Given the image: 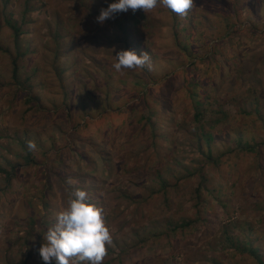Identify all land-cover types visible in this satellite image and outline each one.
Listing matches in <instances>:
<instances>
[{"label":"trees","instance_id":"obj_1","mask_svg":"<svg viewBox=\"0 0 264 264\" xmlns=\"http://www.w3.org/2000/svg\"><path fill=\"white\" fill-rule=\"evenodd\" d=\"M29 2L27 0L22 21L5 19L12 32L14 50L0 40V53L9 57L7 69L0 66V83L3 89L8 86L15 91L19 105L27 106L24 110L26 118L42 112L43 117L48 118L51 110L42 104L38 94L40 87L37 88L41 75L47 73L39 64L22 63L29 58L30 52L36 51L30 44L27 48L22 46L23 28L32 23ZM79 7H86L82 18L75 16V21L70 18L66 24L59 16L54 25L45 23L46 45L43 49L54 52L51 65L61 95V102L54 105L55 115L62 114L60 137L56 138L54 129H45L47 133L34 137L36 125L31 123L28 136L19 140L21 148L15 155L22 161L10 162L8 159L7 168L0 166L7 184L0 189L1 213L5 215L10 210L8 215L29 221L28 231H40L43 239L46 230L56 222L47 216L50 208L53 207L55 215L60 211L52 206L53 197L60 198L64 208L74 189L86 190L89 202L103 208L110 230L127 212L112 204L115 200L125 201L128 214H131L126 226L131 225L132 235L136 238L125 243L121 236H114L115 247L107 250L103 260V264H115L119 258V264H123V253L130 259L140 257L142 250L158 239L157 229L147 227L142 218L144 209L150 210L159 199L164 205L186 206L176 216L178 219H167L166 216L167 232L160 236L177 234L190 227L199 230L200 213L207 198L218 199L217 187L214 189L208 183L213 181L208 170L219 169L228 163L231 175L227 181L233 179L234 187L237 182L242 188L251 189V196L257 202L254 210L257 224L242 222L240 217L243 216L239 215L220 237L225 244L222 253L207 254L202 261L204 264H227L222 262L225 251L231 259L233 254L239 257L230 260L231 264H264V193L261 194L262 187L264 190V59L254 62V51L245 45L236 46L242 41H238L241 33L245 32L249 37L246 26L254 28L252 17L264 19V0H193L192 8L184 16L158 4L148 12L130 9L117 13L103 25L97 23L95 26H90L94 14L92 6L80 4ZM102 8L97 12L100 13ZM2 28L1 21L0 37ZM64 28H67V35ZM68 36L75 38L76 45L81 48V56L77 58L82 65L75 70V94L66 79L68 69L61 63L62 39ZM210 36L215 40L211 41ZM128 49L135 50L138 55L149 53L152 67L146 65L134 69L137 74L133 76L129 74L130 69L120 71L125 74L121 77L126 83L122 88L113 77L117 73L113 64L115 55ZM155 55L159 57L157 61ZM250 55L253 58L245 60ZM84 58L89 63L83 61ZM233 58L240 60L238 74L231 66ZM112 69L114 73H111ZM224 70L230 72V83L235 81L234 85L243 89L242 96L248 97L247 106L236 104V98L229 99L231 104L239 106L237 124L230 121L234 116L231 110L224 109L222 104L214 106L218 99L212 88L218 87L220 72ZM80 74L85 77L81 78ZM179 74L180 84L177 87L169 84ZM161 81L164 83L159 84ZM208 96L214 97L210 103ZM174 101L188 102L194 111L196 134L192 146L196 157L190 163H184L176 156L179 127L172 129L169 125L173 123L170 118L175 117V111L169 110L167 116L170 117L163 111L164 104L173 107ZM242 118L245 123L241 122ZM158 122H165L167 127H160ZM190 138L192 136L188 135ZM30 143L35 147L30 148ZM180 166L181 170L178 169ZM220 176L225 182L224 175ZM30 182L38 184L40 195H26V186ZM186 182H190L188 198L181 202L179 187ZM16 183L20 187H16ZM173 194L177 196L172 197ZM245 207L241 208L242 214ZM6 219L1 223L0 244L9 232L5 227ZM28 234L18 237L23 249L14 250L15 256L8 251L2 264H44L34 241L26 239ZM34 251L37 256H33ZM171 260L178 263L175 254ZM149 261L141 257L137 264H152ZM158 264H164V261L159 260Z\"/></svg>","mask_w":264,"mask_h":264},{"label":"rangeland","instance_id":"obj_2","mask_svg":"<svg viewBox=\"0 0 264 264\" xmlns=\"http://www.w3.org/2000/svg\"><path fill=\"white\" fill-rule=\"evenodd\" d=\"M112 0H30V6L32 7L30 13V20L32 23L27 24L23 31H25L24 39L22 41L23 48H27L30 44L31 47L36 49L35 53L30 52L29 58L27 57L22 63L28 64L29 66L34 65H41L44 71H46V75H41V79L38 81V87L40 90L38 92L39 96L41 97L42 104L50 108L51 113L49 114L48 118L43 117V112L33 115L31 118H26L24 116V110L26 109V105H19L15 91L6 86L1 87L0 83V166L7 168V160L9 159L10 162L13 161H22V159H17L15 156L20 151V144L19 140L25 139L27 135V131L31 125L34 123L36 125V133L34 137L41 136L46 131H51L54 129L56 131V138L60 137L59 128L63 127L59 118L62 114L55 115V103L61 102V95H59V87L55 77V72L52 68V59L54 57V52L52 49H43L44 45H46L44 33L47 31V26L45 23H51L54 25L60 16L64 23H67V20L72 18L75 21V16L82 18V11L86 7L80 8V4H85L87 6H92L93 19H91L90 26H95L97 24L96 17L100 14L98 11L99 8L107 5ZM27 0H0V22L2 21L3 28L1 30V37L0 40L3 44L7 45L9 48H14V40L12 38V32L8 26H6L5 19L11 18L17 21H22V15L26 9ZM86 10V9H85ZM253 21V29H250L247 25L246 32L248 33L249 37L246 35L245 32L241 33V36L238 37V41L241 39L242 41L236 44L237 47L245 45L248 49L254 51V62H259L261 59H264V19L261 21L258 17H252ZM100 24V23H99ZM80 26V23H79ZM83 28V25L81 26ZM80 28V27H78ZM88 27L86 28V30ZM66 30L67 35V28ZM64 33V32H63ZM209 39L215 40L214 36H210ZM152 46V42L149 43ZM62 46H63V55H62V67H66L68 70L66 74V79L72 84V89L74 90L75 94V70L78 67H81L82 61H78L77 58L79 55L80 47L76 45V39L72 36H68V38L62 39ZM217 46V45H216ZM14 50V49H13ZM101 54L103 51L100 52ZM35 57V59L33 58ZM156 61L159 59L158 56H154ZM253 58V55L245 58L249 59ZM83 61L89 60L84 58ZM78 66L75 64L78 63ZM233 71L238 74V67L240 65V60L233 58L231 60ZM253 62V63H254ZM9 63V57L4 56L0 53V66L3 68L6 67V64ZM264 63V62H263ZM262 64V63H261ZM260 64V65H261ZM238 65V66H237ZM262 66V65H261ZM171 65L168 67L170 68ZM7 69V67H6ZM82 69V68H81ZM81 71V70H80ZM79 71V72H80ZM232 71V72H233ZM111 73H114V70H111ZM8 74V72H6ZM129 74H137L134 69L129 70ZM229 74L228 70H224L220 72V80L217 84L218 87L212 88V91L215 93L214 96L218 99L214 103L215 105L222 104L224 109L231 110L234 116L230 118V121L234 124H237L239 117H236L237 109L239 106L236 104L239 103L240 106H247L246 99L247 96L243 95V89H239L238 85H234V82L230 83L229 81ZM9 75V74H8ZM125 74L121 72H117L113 77H115L117 84L120 85L122 88L125 87L126 83L121 78ZM81 78L85 77L83 74L79 75ZM177 77V78H176ZM176 78L173 81L169 82L174 86H178L180 84L179 79H181V74L176 75ZM218 78V76H215ZM236 77V76H235ZM133 78H128V80ZM169 79V78H168ZM167 79V80H168ZM5 82L6 80L3 78L2 80ZM222 81V82H220ZM239 81V80H237ZM164 82L161 81L159 84H163ZM222 83V85H221ZM242 83L244 85L245 82L242 79ZM242 85V84H241ZM70 87V88H71ZM248 88V86H244ZM120 88V89H122ZM247 93V90H244ZM237 99L236 104H231L229 99ZM211 96H208L207 101L210 103L213 100ZM235 101V100H234ZM246 101V102H245ZM169 110H174V118L173 123L170 124L172 129L174 127H179V130L176 132L178 136V141L176 142V156L181 158L184 163H190L196 157L194 155L195 148L192 146L195 140V130L194 125L196 124L194 119V111L192 110V106L188 104V102L181 101L178 103L174 101L173 107H167L164 104L163 111L167 116ZM32 113V112H31ZM167 117H170L167 116ZM53 118V120H52ZM240 120V119H239ZM27 121V124L25 123ZM206 121V120H205ZM208 122V121H207ZM242 123H245V120L242 118ZM176 123L178 126H176ZM160 127H164L167 125L165 122H158ZM209 126V124H207ZM244 125V124H243ZM185 128L187 130H185ZM46 129V131H45ZM45 131V132H44ZM169 131V136H171V132ZM186 134L184 135V133ZM188 135L192 136V138L188 139ZM167 145V144H166ZM167 146H170L168 143ZM210 165V164H209ZM212 167V166H210ZM90 171H92L91 167H88ZM181 170V166L178 167ZM213 169V170H212ZM209 169V176L213 177V181L211 183V187L215 189L216 195H218V199L215 197H208L204 207L203 212L200 213V220L202 222L201 228L196 230V228H188L183 231H179L177 234L173 233L170 236H160L164 231L167 232L168 225L166 224L165 218L173 217L178 219L179 212L183 211L184 205H173L162 204V200H157L155 204L151 205L150 210L145 208L144 215L142 220H146V226L151 228H156L158 231V239L153 240L150 243L149 248L143 249L142 254L140 257H134V259H130L127 254L123 253V264H137V261L141 259V257H146L149 259L152 264H158L159 260H163L164 264H174V261L171 260L173 254L176 255V260L178 263L176 264H204V260L207 258V254H215L218 255L222 253L225 244L220 237H222V233L228 224L235 222L239 215L242 222L247 224L252 223V225H256L254 218V210L257 205V202L253 200V196H251V189L247 186L241 187L239 183H235L236 187L233 186L235 180L227 178L231 175L230 167L228 163L223 164L221 168ZM233 173V172H232ZM224 175V181H222V177L220 175ZM4 175L0 173V189L6 187L5 181H3ZM33 179V178H31ZM244 181V178L242 179ZM190 182L184 183L182 186L179 187V196L181 197V202L185 201L188 198L187 193L189 192L188 184ZM223 183V185H221ZM195 185V184H194ZM214 185V186H213ZM16 187H20L19 183H16ZM38 184L34 182H30L26 186L25 193L26 195H40V190L38 188ZM188 187V188H187ZM229 188V190L226 189ZM233 193L232 195H230ZM264 193L263 187L261 188V194ZM255 195V194H253ZM177 196V194H173L172 197ZM52 206L58 207L59 210L62 209L61 200L60 198H52ZM125 201L122 200H115L112 206H120L121 211L125 210V215H123L121 220H119L116 225H112L110 230L112 235V243L110 245H106L107 250H112V247H115L113 243V237L117 238L116 235L121 236L125 243H130L135 236L132 235V227L126 226V221L130 220L131 214H128V210L126 208ZM246 206L244 213H241V208ZM240 209V211H239ZM53 207L50 208V213L47 216L51 219H55V213H52ZM238 210V211H236ZM10 210L4 213L0 211V234L2 231V221L5 220V227L9 230V232L2 238V243L0 244V264L5 259L6 254L8 251H12V255H16L14 250L23 249L22 247V240L19 241L18 237L29 233L26 236V239L33 240L37 250L41 247L43 243V239L40 238L41 232L38 230L28 231V227L31 226L29 221H23L20 217L13 216V214L8 215ZM264 213V207L262 209ZM55 215V216H54ZM264 215V214H263ZM257 219V218H256ZM176 221V220H174ZM251 221V222H250ZM257 221V220H256ZM122 229V230H121ZM142 234V232H140ZM160 233V234H159ZM125 249V247H123ZM25 252V250H23ZM144 252V253H143ZM22 254V253H21ZM227 252H223L222 254V262L231 264L230 260L238 259L239 257H234V254L231 256H226ZM38 253L34 251L33 256H37ZM26 257L25 253H23V258ZM116 257V256H114ZM138 260H136V259ZM203 260V261H202ZM119 264V258H116V263Z\"/></svg>","mask_w":264,"mask_h":264},{"label":"clouds","instance_id":"obj_3","mask_svg":"<svg viewBox=\"0 0 264 264\" xmlns=\"http://www.w3.org/2000/svg\"><path fill=\"white\" fill-rule=\"evenodd\" d=\"M160 4L173 13L184 16L193 6V0H113L102 8L96 17L103 25L117 13L152 10ZM152 67L149 53L137 54L135 50H121L115 55L113 67L124 69ZM34 148L35 145H29ZM55 223L43 234L38 249L44 264H103L106 245L112 243V235L104 219L103 208L89 202L86 190L74 189L67 206L56 213Z\"/></svg>","mask_w":264,"mask_h":264}]
</instances>
